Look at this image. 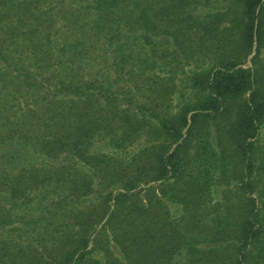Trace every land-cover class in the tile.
<instances>
[{"label": "trees", "instance_id": "16d2710c", "mask_svg": "<svg viewBox=\"0 0 264 264\" xmlns=\"http://www.w3.org/2000/svg\"><path fill=\"white\" fill-rule=\"evenodd\" d=\"M0 264H264V0H0Z\"/></svg>", "mask_w": 264, "mask_h": 264}]
</instances>
